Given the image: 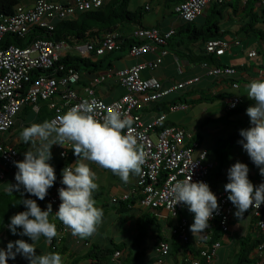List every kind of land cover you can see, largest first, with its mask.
Masks as SVG:
<instances>
[{"label": "built area", "instance_id": "obj_1", "mask_svg": "<svg viewBox=\"0 0 264 264\" xmlns=\"http://www.w3.org/2000/svg\"><path fill=\"white\" fill-rule=\"evenodd\" d=\"M109 0H75L73 3L54 2L50 0H37L32 8L17 5L13 14L5 16L0 14V41L6 34H16L25 37L31 29L42 28L53 31L56 23L76 19L80 14L97 10L107 4ZM224 4L225 0H186L175 6V12L187 23H194L205 15L212 4ZM176 29L162 30L159 27H139L133 32L141 44L133 45L130 55L141 57L147 53L155 52L160 47L167 46L171 38L176 35ZM120 44L119 35L114 33L105 34L98 41H91L82 45L72 47L67 41H54L49 39H37L28 47L12 45L0 50V180H4L7 171L14 169V160H20L19 149L15 146L1 141L2 137L10 132L16 125L17 118L24 107L30 106L39 109L41 102H46L50 110L55 112V117L65 113L71 106L83 100H97L106 107H118L120 111L132 117V128L138 133L137 142L145 151V159L141 165L139 177L135 186L120 198L112 199L113 203L128 201L132 196L139 198L141 207L149 208L159 212V216L166 215L177 220V225L171 228L170 234L178 236L184 243L191 242L190 219L182 215L186 208L183 204L170 205L169 188L177 179H183L190 175L191 166L193 180H204L209 183L211 189L218 197L220 210L210 218L209 228L204 230L203 236L199 235L195 247L199 252V258L193 259V264H213L222 247V235L230 231L231 219L235 207L227 198L228 192L224 187L214 190L211 186L213 170L218 161L210 149L205 147L200 140H193L188 131L179 125L170 124L168 113L187 111L190 106L180 102L171 104L168 112L161 113L152 120H144L141 109L151 103L160 102L171 94L186 91L201 81L195 78L186 82H175L168 86L157 79H144L143 72L147 69L155 70L163 63L167 51L163 50L160 55L152 61L137 63L117 72L105 71L95 74L88 86H79L81 75L78 71L70 69L61 76L40 75L34 78L38 70L64 71V66L56 65L62 58L70 55L71 50L76 51L81 57H92L102 59L107 54L118 49ZM239 40L229 42L223 39H213L206 43L208 55L221 57L230 51L233 46H239ZM249 58L258 56L256 50L249 52ZM237 74L232 67H213L207 71L206 76L221 80ZM110 78H116L117 82L125 92L112 101H106L97 94L99 85ZM238 88V84H233ZM242 98L235 96L227 102L229 110L236 109L242 104ZM235 103V107L230 106ZM104 110L99 111L97 118H102ZM61 153L63 161L70 157L69 151L73 149L71 142L65 145ZM70 164V163H68ZM63 186L57 184L47 194V200L52 203L53 212L58 210L60 198L58 188ZM257 219V227L264 232V203L257 208H249ZM54 214V213H53ZM220 227V238L215 239L214 234ZM71 232L70 227L59 220L58 239L62 241ZM158 261L155 264H164L172 255L169 241L161 239L156 246ZM259 258L256 264H264V241L257 247ZM121 256V252L115 254ZM189 261V260H187Z\"/></svg>", "mask_w": 264, "mask_h": 264}, {"label": "clouds", "instance_id": "obj_2", "mask_svg": "<svg viewBox=\"0 0 264 264\" xmlns=\"http://www.w3.org/2000/svg\"><path fill=\"white\" fill-rule=\"evenodd\" d=\"M246 87V95L253 101L246 108L250 126L239 129L241 139L238 142L264 175V78L254 79ZM230 106L235 107V103ZM101 110L104 114L98 119L96 114ZM132 125L130 115L93 99L83 100L57 117L22 128V142H30V147L24 152L23 159L13 161L17 169L15 183H8L3 191L18 193L19 204L24 206V210L9 218L7 227L13 234L19 232L20 236L29 237L31 242L25 239L8 241L6 247H0V264H9V259H15L17 254L26 258L28 264H64L59 252H36V242L41 237L51 242L58 235L55 222L50 220L52 213L70 227L74 235L86 237L96 231L103 210L96 206L93 198V192L98 188L97 174L85 161H94L110 169L124 181L129 179L130 172L138 173L145 151L138 144L139 134L134 132ZM68 142L73 144L78 159L61 169L63 186L58 188L61 202L58 210L53 212L50 201L42 208L38 199L43 200L57 180L55 166L50 162L53 145L65 147ZM195 166L196 161L189 165L190 175L175 180L168 191L170 205L183 204L194 214L189 226L192 234L203 236L220 205L208 182L192 179ZM249 171V165L240 160L227 169L224 189L235 207L234 215L239 219L250 207L258 209L264 203V182L254 184Z\"/></svg>", "mask_w": 264, "mask_h": 264}, {"label": "trees", "instance_id": "obj_3", "mask_svg": "<svg viewBox=\"0 0 264 264\" xmlns=\"http://www.w3.org/2000/svg\"><path fill=\"white\" fill-rule=\"evenodd\" d=\"M132 0H110L103 7L97 10L88 11L80 14L76 19L73 20H65L61 22H57L55 29L53 31L45 30L42 28H33L30 32L25 36L21 37L16 34H6L2 41H0V50H4L12 45L19 47H28L31 43H33L37 39H49L54 41H67L72 47L77 45H82L84 43H89L91 41H98L101 39V34L106 33L108 31L115 32V28L118 25H129L134 26L138 25L139 27L143 26L144 20V8H139L136 11L130 10V4ZM186 0H171L170 2H174L173 5L179 4ZM240 1V0H239ZM260 7L255 11L256 6L258 4ZM17 5H19V0H0V14L8 16L15 12ZM232 6L238 14L242 11L246 19L241 20V25L239 26V30L236 32L237 36H241L242 38H254L256 42L262 43L264 45V4L262 0H246L244 7L240 8L239 2L236 4H228L225 2L224 4L214 3L211 5L209 13L207 15V20L204 25L201 27L197 26V22L187 23L181 25L176 33V35L170 39L167 46H177V47H185L187 50L188 45L192 43H207L209 40L213 39H223L226 35L230 34V32H225L221 30L220 24L221 21L225 20V12L224 10ZM176 15H178L175 12ZM115 34V33H114ZM124 35L119 34V47L113 52L107 54L108 56L116 53H123L126 50H131L133 45L141 44L137 38L133 36L124 37ZM206 53V54H205ZM259 56H262L264 59V51H259ZM92 57H81V56H72L67 55L62 58V60L56 65L57 67L64 66V71L55 72V69L52 70H38L34 73V78L38 77L42 74L47 76L57 75L58 77L63 75L65 72H68L70 69H74L78 71L81 75V79L79 81V85H90L91 80L86 79L85 75L89 74L92 78L93 76L100 72L105 71L104 68V59L93 60ZM186 60L192 62L190 56H183ZM198 59L196 64L198 65H210L213 64L215 67H227L219 63L220 57H215L214 55H208L207 52H203L201 55L196 56ZM254 58V59H256ZM194 61V60H193ZM109 67L111 65H108ZM264 67V65H260ZM246 68L241 67L240 69ZM108 70V68H107ZM222 80V79H221ZM220 80L218 79L217 82ZM198 94L196 89L191 90L189 92L184 93L182 96L173 99L172 104L179 103L177 101H183L187 103H200L203 99H209V94L205 96L203 99L198 101L189 100L188 98ZM203 96V95H202ZM218 97V96H213ZM251 103H244L233 110H226L224 116L221 119L228 118L229 120L224 123V126H230L233 124H237L238 126L243 125L244 121L236 119L231 120L230 118L233 116H238L244 114L246 112V108ZM41 107L39 112L37 113L38 122H42L45 119H51L55 117V112L50 110L48 104L46 102L40 103ZM33 108L30 106H26L18 115V120L25 121L26 118L32 113ZM158 111L163 112V109L158 107ZM165 112V111H164ZM220 119L209 121H219ZM207 123V122H206ZM205 123V124H206ZM238 126L235 127V130L232 131L226 138L218 139V144L210 148L212 154L215 155L218 165L212 172L211 177V186L213 189H218L221 187L223 183L221 181L225 170L231 164L233 155L230 150H234L235 145L239 143L238 141L241 139L239 134ZM16 125L10 130L12 132L15 129ZM8 132V133H10ZM7 134V133H6ZM196 140H200L202 142V136L198 135ZM224 144L223 146L220 144ZM69 159L67 161H63L57 170V180L48 190V193L51 192L54 187L60 183L61 179V169L65 167L68 163H71L73 160H77L78 156L74 154L73 149L69 151ZM249 178L253 181L254 184L257 182H264V175H261L259 171L254 170L249 172ZM47 195L43 200H39L38 203L42 208L47 206ZM139 201V198L136 196H132L128 201L118 202L122 205V209L124 207H133ZM20 196L16 193H6L0 192V233L5 232L8 241H14L16 239H25L31 242L30 238L27 236H20L19 232L13 234L10 229L7 227L9 223V218L19 212L24 210V206L19 204ZM15 203V204H13ZM117 203V204H118ZM116 204V203H113ZM159 213V212H156ZM192 217H193V213ZM50 220H53L57 227V233L59 231V219L55 217L52 213L50 214ZM146 223L151 225H155L158 228V233L161 234L164 230L162 224L158 218V216L152 217L151 214H145L142 218L137 221V229L140 233H143V228ZM167 230V229H166ZM168 231V230H167ZM171 235V234H170ZM220 227L216 230L214 234L215 239H219ZM170 237V238H169ZM162 237L159 235L160 239H166L170 242L172 248V254L174 252L178 253L181 250H184L188 253H194L195 245L192 242L184 243L179 240L178 236H169ZM264 241V232L260 239H257L255 243H248L246 239L243 240L239 251V259L236 260V264H253L255 260H249L251 252L257 245ZM65 238L62 241H59L58 235L53 238L50 244V251H56L61 254V256L66 253V245ZM120 246H115L114 249L104 250L98 246H93L87 257L90 260H93L96 264H107L112 256H114L117 252L120 251ZM196 252V255H198Z\"/></svg>", "mask_w": 264, "mask_h": 264}, {"label": "crops", "instance_id": "obj_4", "mask_svg": "<svg viewBox=\"0 0 264 264\" xmlns=\"http://www.w3.org/2000/svg\"><path fill=\"white\" fill-rule=\"evenodd\" d=\"M50 1L62 2V3H73V2H75V0H50ZM157 1H158L159 5L162 4V6L161 7L159 6L160 8L157 9L158 11L154 16L145 17V19L143 20V26L144 27H159L162 30H169L171 28H174V29H176V32H177L179 27L181 25L185 24V21L182 20L180 18V16L175 14L174 9H175V6L177 4L173 5L174 2H170L171 0H157ZM262 1L264 4V0H262ZM36 2H37V0H19V5H22L25 8H32ZM225 2H227L228 4H233V2L231 0H225ZM245 2H246V0H240L239 1L240 8L244 7ZM140 4H143V0H142V2H140ZM260 5H262V4L260 3V4H258V6H256L255 11L258 10ZM143 7H144V11H146V12H152L154 10L153 6L149 3H146L145 5H143ZM162 7H164V8L162 9ZM139 8H142V7H139ZM231 9H232V6H229L224 10L225 21L227 22L226 23V29H224L220 24L222 31L230 32V34L226 35L223 38V40H226L229 42H235V41L239 40L241 42V45L233 46L230 51H227L225 55L218 58L219 59L218 61H219V63L224 65V63L222 62V58L226 55H229V54L234 55L236 53L235 54L236 55L235 60H237L239 62V64H240L239 68L244 67V66L246 68L240 69V71L242 72V73H240L237 66H235V65H232V66L224 65L227 67L235 68L237 70V74L232 76V77L222 79L219 82H217V80L214 78H209L208 82L210 84L219 85V88L227 87V88L232 89V90L233 89L234 90H241L240 82H244V83L248 84L250 81H252L254 79L264 78V67L260 66V65H262V66L264 65V59H263V61L260 60L256 65H252L249 62V60H252V59H250L249 55H248L251 50H256L257 52H259V49H258L259 45H261V49H262V51H264V45L262 43L256 42L254 38H247L248 39L247 44H243V40H242L243 38L241 36H237L236 32L239 30V26L241 25V20L246 19V16L242 11H240L235 16V14L233 15ZM130 10H132V9H130ZM209 10H210V8L207 10L205 15L202 16V17H205L206 20H207V15L209 13ZM202 17H200V18H202ZM150 19H152V21L150 23H147V21ZM199 19L196 22H197V26L201 27L202 25L205 24L206 20L203 23L202 21H199ZM137 28H139L138 25H134V26L118 25V26H116L114 33L118 34V35L122 34V35H124L123 36V38H124V37H128V36H132L133 32ZM108 33H113V32L108 31L106 33H103V34H101V38L105 34H108ZM228 36H232V37H228ZM168 47H171V49L169 50ZM205 49H206V43H200V42L196 43V44L195 43L189 44L187 50L185 49V47H182V46L177 47V46H173V44H172L171 46L160 47L155 52L147 53V54H145L141 57H138V58L133 57L130 54H129V56H126L123 53H116V54H112L110 56L106 55L102 59H104V63H105L108 58L115 57L117 62L110 60L109 65H111V66L108 67V70H107L108 65H104V68H105V71L110 70L113 72H117L120 69H123L126 67H131L137 63H145V62L155 60L163 50H166L167 55L165 56V58H163L162 65L165 62H167L170 65L171 64L177 65V67L180 68L181 72H184V75H185V71L196 69L197 66H201V67L205 68V70L207 69L206 71H208L210 68L215 67L211 63H210V65H198V64H196V62L198 60L196 58V56H199L203 52H205ZM70 55H71V53H70ZM185 55L190 56L192 62L183 58V56H185ZM241 56L243 58H241ZM93 60H98V59H96L94 57ZM165 68H167V67H165ZM150 70L151 69H147L143 72L142 75L145 79H157V80L161 81L164 84V86H168V85L172 84L171 82H169V77L167 75H165L159 71H156V70H152L153 72ZM105 71H100V72H105ZM206 74H207V72H206ZM85 77H86L87 81L92 80V77L89 74H86ZM195 78H200V77L199 76L190 77L186 74L185 79H183L182 81H177V82H186V81H189V80H192ZM202 80L203 79H201L200 82H198L196 85L192 86L191 88H189L185 92L182 91V92L177 93V94L176 93L171 94L168 97L163 98L160 102L151 103L149 105L144 106L141 109V114L143 116V119L148 121V120H152V119L158 117L161 113H164V111L166 112L168 110V107L172 104L171 102L173 99H176V98L182 96L184 93L189 92L193 89L194 90L196 89L198 94H195V95L189 97L188 99L189 100H196V101L203 99L205 96L208 95L206 93V90H208V89L198 87V85L202 82ZM233 84H238L239 87L234 88ZM79 86L83 87V86H88V85L82 84ZM96 88H97V94L101 98L105 99L106 101H112L113 99L119 98L125 92L124 88H122L120 86V84L117 82L116 78H110L105 83L99 85ZM231 94L232 95H229L230 97L226 99L227 101L225 102V111L229 110L227 108V102L232 97L239 96L242 98V101L244 103H249L247 101L246 96L241 95L239 93H236V94L231 93ZM105 97H107L109 100L106 99ZM177 102L180 103L183 101H177ZM184 103H187V102H184ZM187 104H189V106H190L189 110L194 105L191 102L187 103ZM40 107H41V105H39L38 110L33 108L32 113L34 114L35 118L32 122H30L28 120L23 121V120L17 119L15 129L18 128V125H22V127H20V131H21L23 127L28 126L33 122H38L37 113L39 112ZM158 107L163 109V112L158 111ZM171 113H173V112H171ZM168 121L170 124L178 125L169 115H168ZM179 126H182V125H179ZM184 128L193 137L192 138L193 140H196L195 138H197L198 135L202 136L199 132L188 129L187 127H184ZM15 129L10 133L5 134L2 137L1 141H5V142H7V143H9V144H11L17 148V144L20 142V139L18 137H16L15 132H14ZM229 133H231V130H228L227 134H229ZM202 139H203L202 142L204 144L205 139L203 136H202ZM57 146H60V145H57ZM61 148L63 150L64 147L60 146V149ZM76 161L77 160H73L71 163H75ZM85 162L89 164V166L92 170L98 171V173H100V175L103 177L109 178L111 173H113L110 169L104 168L94 161H85ZM57 170H58V167L56 169V173H57ZM16 171H17V169L15 166L14 169L7 171V176L4 180H0V192H4L3 188L6 187L8 183H10V182L15 183L14 174ZM139 173L140 172H138V173L130 172L129 179L127 181L122 180V182H121V181H119L120 179H118L117 183L110 184L112 199L115 197L120 198L124 193L130 191L135 186L136 181L139 177ZM117 177H119V175H117ZM226 182L227 181H224L221 184V187H219L218 189H214V190L222 189ZM259 183H261V182H257L256 184H259ZM51 187H53V186H51ZM13 193H15V192H13ZM16 194H18V193H16ZM25 195H28V194H25ZM33 198H35V197H33ZM38 201H39V199H38ZM114 205H116V204H114ZM128 207L126 206V207H124V209L121 208V210H120V212H118V214L119 213H127L130 210H141L144 208V207H141L140 204H138V203L133 207H129V208ZM153 211H155V210H153ZM183 212H184V210H183ZM145 214H148V213H143L141 216H139L138 218H136L134 220H130L129 218H126L124 220L123 224H121L122 230L125 229L126 227H130V225H131V226H134L136 228V230L138 231L137 221H138V219L142 218L143 215H145ZM189 214H190V217H192L191 212ZM190 217H187V218H189L190 222L192 223L193 218L191 219ZM167 230L165 231L166 235H160V236H162V237L171 236ZM71 232L65 236V241H66L65 245H66L67 251H66V253H64L62 255V259L64 261V264H96L93 260H90L87 257V255L89 254V252L91 251L93 246H98L104 250H109V249L111 250V248H108L106 245H104L102 243V240H100V242L98 244H95L93 241L87 240V238H84V241H86L85 242V248H82V245H83L82 237L79 235H74ZM106 232L107 231H105V233ZM140 234L141 233L139 232V235ZM261 235H262V231L259 230L257 227V219L255 218V216L253 215V213L250 209L245 211L244 217L241 219L237 218L233 214L232 219H231L230 231L221 236L222 237V247L219 250L217 258L215 259L216 261L213 264H219L220 260H238L239 259V256H238L239 251H240L241 247L243 246V244H242L243 240L246 239L248 243H255L257 241V239H260ZM190 237H191V242L195 245L199 235L194 236L192 234V232L190 231ZM108 238L114 244V248H115V246L121 247V249H120L121 256L120 257H116L115 255L112 256L110 258V260L107 262V264H155L158 261L159 256L156 252V246H157V243L161 240L159 238V236L157 238V241L154 244V250L150 253L147 252L146 244L144 242H142V240L137 236H135L136 243H133L131 246L127 244V241L121 240L119 242H116V239L111 238V237H108ZM6 245H7V236H6L5 232H2V233H0V247H6ZM36 246H37V248H36L37 254H39L42 251H44V252L50 251V244L48 241H46V239L44 237H41L36 242ZM78 246H80L82 248V250H79L80 248ZM136 246L138 247V251L133 250V248H135ZM257 247H258V245H257ZM257 247H255L253 249L250 256L248 257L249 260H255L254 264H256V262L259 258V254L257 252ZM114 248H112V249H114ZM196 252H198V250L196 248H194V253H188L184 250H181L178 253L174 252V254H172L167 260H165L164 264H193L192 260L200 257L199 253H197L198 255H196ZM187 260H189V261H187ZM9 264H28V261L23 256L17 254L15 259H12V258L9 259ZM203 264H206V263L203 262Z\"/></svg>", "mask_w": 264, "mask_h": 264}, {"label": "rangeland", "instance_id": "obj_5", "mask_svg": "<svg viewBox=\"0 0 264 264\" xmlns=\"http://www.w3.org/2000/svg\"><path fill=\"white\" fill-rule=\"evenodd\" d=\"M231 1L234 4L239 2V0H231ZM140 2H142V0H132L130 4V9L135 11L139 7L144 8L143 5H145L146 3L151 4L154 8L152 12H146V11L144 12V19L145 17L148 16H154L158 11L157 9L162 6V4L159 5L157 0H143V4H140ZM163 8L164 7H162V9ZM231 10L233 15L235 14L236 16L235 13L236 10L233 7ZM205 20H206L205 17L199 19V21H202L203 23L205 22ZM151 21L152 19L148 20L147 23H150ZM226 23L227 22L225 20L221 21V26L224 29H226ZM228 37H232V36H228ZM242 40H243V44H247L248 39L243 38ZM168 48L169 50L171 49V47ZM258 49L259 51H262L261 45L258 46ZM123 54L129 56L130 50H126L125 52H123ZM235 54L234 55L229 54L224 56L222 58V62L224 63V65H230V66L235 65L238 67L240 71L239 68L240 64L237 60H235L236 59ZM71 55L77 56L80 54L74 50H71ZM241 58L243 57L241 56ZM110 60L117 62L116 58L112 57V58H108L107 61L104 63V65H109ZM260 60L263 61L262 56H259L256 59L249 60V62L252 65H256ZM108 67L109 66H107V68ZM206 70L201 66H197L196 69L185 71V75H184V72H181L180 68H178L177 65H172V64L170 65L167 62H165L163 65L161 64L156 71H159L167 75L169 77V82L171 83L182 81L183 79H185L186 74L190 77L193 76L202 77L203 80L198 85V87L208 89L206 90V93L210 95L208 96L209 99H203L200 103L194 104L193 107L188 111H178L170 114L168 113V115L178 125H182V126L184 125L183 127H187L188 129L199 132L205 139L204 145L207 148H212L213 146L218 144V139L226 138L230 134V133L227 134L228 130H231L232 132L235 130V127L238 126L237 124L224 126V123L227 122L229 119L228 118L221 119L225 114V102L227 101L226 99L230 97L229 95H232L231 93L233 94L239 93L241 95L246 96L247 101L251 102V104L253 103V101L246 95L247 92L246 83L240 82L241 90H234V89L232 90L227 87L219 88V85L210 84L208 82V79L210 77L205 75L207 72ZM240 73L242 72L240 71ZM213 96H218V97L213 98ZM105 98L108 99L107 97ZM34 118H35L34 114L30 113L29 117H27L26 120L32 122ZM209 119L212 120L220 119V120L209 121ZM230 119L231 120L239 119L244 121V124L238 126V129L246 128L250 126L249 116L247 115L246 112L238 116H233ZM20 127H22V125H18V128H16L14 132L16 137L20 139V142L17 144V148L20 151V159H23L24 152L27 151L28 148L30 147V142L29 143L22 142V139L20 137ZM220 145L223 146L224 144L221 143ZM51 151H52V159L50 162L55 166V170H56L58 165H60L61 162H63V159L61 157L62 148L60 149V146L53 145ZM230 151L232 152L233 155L231 164L235 163L237 160H240L249 165V169H250L249 172L253 171V169L259 171V168L249 158L246 150L243 149L242 144L237 143L235 145L234 150H230ZM230 165L228 166V168L230 167ZM227 169L225 170L224 175L221 179L222 182L227 181ZM95 172L97 174L96 182L98 183V188L93 192V198L96 202V206L102 208L103 217L101 223L97 226V229L93 234L86 237H82V242H83L82 248H85L86 241H84V238L93 241L95 244H98L100 240H102V243L104 245L112 249L114 248V244L109 240L108 237L116 239V242H119L121 240L127 241V244L131 246L133 243H136L135 236H137L142 240V242L146 244L147 252L149 253L152 252L154 250V244L157 241L158 236L166 235L165 234L166 229H168V232L170 233L171 228L177 225V220L172 219L166 215L159 216V214L156 213V211H153L152 209L149 208H143L141 210H130L127 213L118 214V212H120L122 208V205L119 203L118 204L116 203V205L113 204L110 184L117 183L118 179H120L119 181L122 182V179L120 177H117V174L114 173H111L110 177L107 178L101 176L100 173H98V171L95 170ZM143 213H149L151 214L152 217L157 215L162 224L164 231L161 234H159L158 228L155 225H151L149 223L145 224L143 228V233H141L140 235L139 232L136 230V228L131 225L130 227H126L125 229L122 230L121 224H123L126 218H129L130 220H134L139 216H141ZM189 213L190 211L187 208L184 209V212L182 211V215H185L186 217H190ZM190 218L192 219L193 217ZM105 231L107 232L105 233ZM78 247L80 248L79 250H82L80 246ZM133 250L138 251V247L136 246L135 248H133ZM219 262H220L219 264H236V260H220Z\"/></svg>", "mask_w": 264, "mask_h": 264}]
</instances>
